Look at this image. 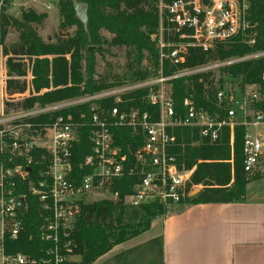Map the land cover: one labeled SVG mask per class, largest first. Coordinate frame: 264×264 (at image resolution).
<instances>
[{"label":"built area","instance_id":"obj_1","mask_svg":"<svg viewBox=\"0 0 264 264\" xmlns=\"http://www.w3.org/2000/svg\"><path fill=\"white\" fill-rule=\"evenodd\" d=\"M16 7L17 0H0V264H80L73 234L82 205L122 201L113 186L126 177L139 178L133 193L123 198V204L132 209L150 204L170 208L191 196L186 187L193 170L181 169L170 153L176 128L197 130L200 140L210 143H216L223 129L229 128L233 149L235 127H245V172L264 174V110L257 108L264 95L254 77L244 74L223 87L217 78L213 113L197 108L189 97L183 101L184 111L177 112L171 85L175 79L219 73L222 68L264 57V52L163 74L165 61L178 68L190 49L210 53L230 43L256 45L259 31L251 18V0H159L161 25L159 34L151 37L159 51L157 77L57 103H34L30 108L25 105L56 88L51 85L38 91L35 87L36 61L44 57L17 54L2 41V14ZM52 8L50 2L47 9ZM17 65L22 75L15 71ZM138 91H145L142 101L157 108L156 113L121 107L132 100L124 97ZM106 99L115 102L107 112L98 103ZM81 105L90 106L89 118L63 113ZM117 129L129 131L139 145L122 147ZM83 130H89L91 154L81 164V169L88 170L82 174L75 168V149ZM95 194L101 197L90 203L89 197ZM30 207L40 213L38 236L46 246L38 248L36 255L11 252L8 242L19 239Z\"/></svg>","mask_w":264,"mask_h":264},{"label":"trees","instance_id":"obj_2","mask_svg":"<svg viewBox=\"0 0 264 264\" xmlns=\"http://www.w3.org/2000/svg\"><path fill=\"white\" fill-rule=\"evenodd\" d=\"M57 2L61 18L60 31L76 25L79 31L75 36L57 33L55 42L47 43L35 29L43 27L47 20L46 14L35 11L23 12L24 22L2 14V41L5 43L10 29L18 32V41L11 46L17 54L43 56L36 61L35 87L38 91L50 88L56 90L44 94L25 105L30 108L34 103L47 105L93 95L112 87H118L127 82H139L157 77L160 68L159 51L151 37L160 29V14L158 0H52ZM75 4L87 6L91 44L83 26L75 20ZM251 18L258 26L259 36L253 47L241 43L217 47L210 53L201 49H190L187 60L178 68L164 62L163 74L171 76L183 69H193L210 62L242 58L252 53L264 52V0H251ZM111 36L110 40L103 37L102 32ZM113 49H124L127 58L126 74L122 77L103 76L98 72V56L112 55ZM5 51H7L5 49ZM69 56V59L67 58ZM49 57H53L49 59ZM147 62V65H145ZM15 71L22 75L21 65ZM264 57L247 60L219 70L218 83L221 87L228 80H238L242 75L254 77L264 95ZM213 72L196 74L190 77L175 79L171 82L172 98L177 112H183V101L192 98L197 108H204L213 113L214 82ZM71 83V86H69ZM205 86H208V99L205 96ZM19 90L23 87L17 85ZM145 91L131 93L124 97L125 101L132 99L121 107H139L144 111L156 113L157 108L142 101ZM107 112L115 106L114 99L98 102ZM264 110V102L257 106ZM72 113L76 118L85 114L91 115L89 105H81L63 112ZM225 113H222L224 116ZM119 144L126 148L139 145L125 129H117ZM247 129L235 127L233 149L230 145V130L224 128L216 143L201 141L197 130L176 128L173 131L175 142L170 153L177 157L179 167L192 171L186 192H192L196 187H202L196 196H187L178 207L188 208L204 204L240 203L246 195L248 183L259 179L262 175L250 176L244 169V138ZM91 154L89 130H83L81 141L75 149V168L80 173L84 158ZM139 182L137 177H126L113 186L122 201H98L82 205L81 213L74 228V253L80 258V264H93L115 246L133 239L149 230L151 223L169 212L168 206L150 204L141 209H132L123 204V198L133 193ZM24 230L17 241L8 242L11 252L36 255L37 249L45 247L38 236L41 225L40 213L36 207H30L24 220Z\"/></svg>","mask_w":264,"mask_h":264},{"label":"crops","instance_id":"obj_3","mask_svg":"<svg viewBox=\"0 0 264 264\" xmlns=\"http://www.w3.org/2000/svg\"><path fill=\"white\" fill-rule=\"evenodd\" d=\"M93 264H264V174L242 202L173 206Z\"/></svg>","mask_w":264,"mask_h":264},{"label":"rangeland","instance_id":"obj_4","mask_svg":"<svg viewBox=\"0 0 264 264\" xmlns=\"http://www.w3.org/2000/svg\"><path fill=\"white\" fill-rule=\"evenodd\" d=\"M159 1V0H158ZM52 2V0H17V7L22 13L27 11H35L38 14H46L47 20L43 27L35 26V29L38 31L39 35L47 42L53 43L55 42V35L57 33L69 36H75L77 31H79V27L76 25H72L67 27L65 30L60 31V14L59 9L57 6V2H52L55 9L49 10L47 9V5ZM159 5V2H158ZM10 33L7 36V40L5 41V45L8 47L13 46L18 41V32L12 28L10 29ZM81 31V30H80ZM159 34V31L156 33ZM103 37L107 40L111 39V36L106 33L102 32ZM94 47V45H92ZM112 55L105 54L104 57L102 55H97L98 57V72L100 75L103 76H110L115 77L124 76L127 72V58H126V51L124 49H113L111 50ZM43 57V56H42ZM147 65V62H145ZM216 79L219 78V73H215ZM264 162V158L262 159ZM202 187H196L195 189H201ZM194 189V190H195ZM101 195L95 194L94 196H90L88 201L94 202L99 199Z\"/></svg>","mask_w":264,"mask_h":264},{"label":"water","instance_id":"obj_5","mask_svg":"<svg viewBox=\"0 0 264 264\" xmlns=\"http://www.w3.org/2000/svg\"><path fill=\"white\" fill-rule=\"evenodd\" d=\"M68 1H74V0H68ZM74 11H75V20L78 21L84 28V31L86 35L88 36L89 43L91 44L90 51L93 50L92 47V40L90 35V22H89V15H88V9L86 5L83 4H75L74 5ZM7 15L18 21L19 23L24 22V16L22 12L18 8L11 9L8 11ZM94 112V111H92ZM200 192V189H195L192 191L191 196H196Z\"/></svg>","mask_w":264,"mask_h":264}]
</instances>
